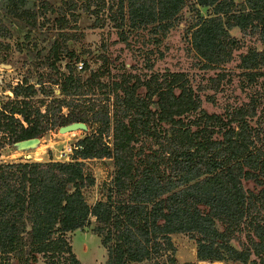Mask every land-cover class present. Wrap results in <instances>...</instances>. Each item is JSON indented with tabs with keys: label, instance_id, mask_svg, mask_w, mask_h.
Listing matches in <instances>:
<instances>
[{
	"label": "trees",
	"instance_id": "obj_1",
	"mask_svg": "<svg viewBox=\"0 0 264 264\" xmlns=\"http://www.w3.org/2000/svg\"><path fill=\"white\" fill-rule=\"evenodd\" d=\"M60 1L59 7L44 3L43 12L69 10L77 21L82 10L95 17L93 26L103 27L100 13L107 8V19L121 40L127 41L129 31L147 29L148 41L155 44L183 21L182 12L188 9L194 19L185 36L202 69L234 59L244 45L229 32L237 27L263 44L261 50L249 46L240 53L237 66L244 79L253 82L264 74V0H244L247 10L236 9L234 0ZM27 2L6 0L3 15L33 29L37 12ZM201 8L212 12L204 16ZM58 22L62 28L66 25L65 14ZM59 35L48 54L54 69L69 36ZM0 36H11L1 19ZM66 54L78 59L73 52ZM62 74L59 96L45 102L44 112L32 110L29 103L36 93L33 84L14 86L13 101L0 110V132L13 144L72 122L95 123L98 128L75 142L72 161L0 163V255L23 253L27 245L30 259L26 257L25 264H33L36 254L48 264H85L66 233L93 219L107 264H179L174 233L187 234L195 242L197 261L264 264V143L258 145L264 130L250 123L256 99L221 114L207 113L183 72H166L162 78L123 72L107 83L102 80L106 71L97 69L82 79L67 63ZM95 92L108 101L113 95L111 105L91 99ZM91 158L113 162L106 198L93 205L83 194L95 182L84 171V160ZM244 181L258 190L246 189Z\"/></svg>",
	"mask_w": 264,
	"mask_h": 264
},
{
	"label": "rangeland",
	"instance_id": "obj_2",
	"mask_svg": "<svg viewBox=\"0 0 264 264\" xmlns=\"http://www.w3.org/2000/svg\"><path fill=\"white\" fill-rule=\"evenodd\" d=\"M236 9L247 10L244 0H234ZM6 0H0V19L10 31L11 36H0V110L4 109L7 101H13L4 91L13 89L21 83H31L36 93L29 98V103L39 107L41 112L45 111V102H48L52 95L58 97L60 81L63 79V72L66 64H72L80 73L82 79L87 78L91 71L102 69L106 71L102 80L110 82L113 78H119L121 73H131L142 78L149 77L156 73L159 78L168 72H183L201 101L200 109L207 113H223L227 107H239L247 105L252 98L256 99L257 109L252 117L251 125H259L264 130V74L256 81L248 82L244 79L241 69L237 66L240 53H245L249 46H255L258 50L263 44L254 41V37L248 34L243 35L237 27H232L229 32L232 36L242 39L244 45L235 51L234 59L214 69H202L197 62L190 43L185 36L186 27L194 17L192 11L183 10V21L173 27L165 37H160V43L155 44L153 40L148 41L150 31L139 29L137 32H130L127 41L120 39L118 32L111 26L107 19V8L100 13L105 20L103 27H95L94 16L82 10H78V19L74 21L69 10L44 11L42 5L47 3L51 7L61 6L60 0H28L27 7L37 12V24L33 29L18 22L12 21L4 16L3 6ZM211 8H201V13L206 16L211 14ZM65 14L68 22L62 28L58 20ZM66 33V51L73 52L78 59L70 57L63 51L60 60L56 62V68H52L48 55L50 43L54 39L60 40V35ZM138 36V37H136ZM145 41V42H143ZM86 62L88 69L84 70L80 64ZM150 65V66H149ZM145 76V77H144ZM248 82V83H247ZM91 96L94 101L100 99V104L111 105L113 95H109V101L98 92ZM98 99V100H97ZM81 102V101H79ZM109 109L112 111V107ZM5 108V113L8 111ZM79 106L76 107V111ZM68 111V110H67ZM198 112L189 116L193 119ZM15 117V116H14ZM111 127V124H109ZM169 126V125H167ZM98 125L87 124V129H73L72 131L59 132L58 127L42 133L40 141L35 147L27 150L18 149L15 145L9 144L6 136L0 132V163L9 162H32V161H72V149L75 142L91 133H94ZM109 129V127H108ZM264 132L259 134L264 143ZM215 138L221 139V133H216ZM110 142V137H104ZM164 140V139H162ZM137 146L140 143L136 144ZM31 154L27 159V154ZM84 171L94 177V184L83 189L86 202L93 205L96 201L104 200L108 188L111 185L113 176V162L110 158H91L84 160ZM244 187L250 190H258V187L251 181H244ZM95 221L82 229L66 233L77 258L85 264H107V252L100 242V237L93 232ZM175 245L176 262L192 261L195 264H203L196 260L195 242L184 233L171 234ZM29 255V257H28ZM33 264H48L47 258L36 254ZM9 257V259H6ZM30 259L28 246H23V253L16 252L10 256L0 255V263L25 264V259ZM240 264V263H224Z\"/></svg>",
	"mask_w": 264,
	"mask_h": 264
},
{
	"label": "water",
	"instance_id": "obj_3",
	"mask_svg": "<svg viewBox=\"0 0 264 264\" xmlns=\"http://www.w3.org/2000/svg\"><path fill=\"white\" fill-rule=\"evenodd\" d=\"M87 129V125L84 122H72L63 126L58 127L59 132L64 131H72L73 129ZM40 139L39 137H33L25 140H21L15 143L16 147L21 150H27L32 147H35L37 143H39ZM28 158L30 157L27 155Z\"/></svg>",
	"mask_w": 264,
	"mask_h": 264
},
{
	"label": "built area",
	"instance_id": "obj_4",
	"mask_svg": "<svg viewBox=\"0 0 264 264\" xmlns=\"http://www.w3.org/2000/svg\"><path fill=\"white\" fill-rule=\"evenodd\" d=\"M81 65H82V64H80L79 66L81 67ZM0 77H1V76H0ZM4 93L7 94L10 98H13V92H12L11 89H8V90L4 91ZM61 113L65 115V114L67 113V108H65V107L62 108ZM15 117L19 118V119L21 120V123H22L24 126L27 125V123H26L25 121H23L22 118H21L19 115L15 114ZM2 134L6 135V133H2ZM27 155L30 156L31 154L28 153ZM27 155H24V156H26V158L28 159V156H27Z\"/></svg>",
	"mask_w": 264,
	"mask_h": 264
},
{
	"label": "bare ground",
	"instance_id": "obj_5",
	"mask_svg": "<svg viewBox=\"0 0 264 264\" xmlns=\"http://www.w3.org/2000/svg\"><path fill=\"white\" fill-rule=\"evenodd\" d=\"M201 263H203V264H224V262H213V263H211L208 261H201Z\"/></svg>",
	"mask_w": 264,
	"mask_h": 264
}]
</instances>
